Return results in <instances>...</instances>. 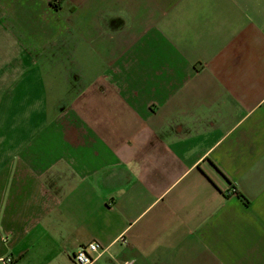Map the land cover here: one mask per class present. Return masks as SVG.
Wrapping results in <instances>:
<instances>
[{
  "label": "crops",
  "instance_id": "obj_1",
  "mask_svg": "<svg viewBox=\"0 0 264 264\" xmlns=\"http://www.w3.org/2000/svg\"><path fill=\"white\" fill-rule=\"evenodd\" d=\"M92 242L264 264V0H0V259Z\"/></svg>",
  "mask_w": 264,
  "mask_h": 264
},
{
  "label": "built area",
  "instance_id": "obj_2",
  "mask_svg": "<svg viewBox=\"0 0 264 264\" xmlns=\"http://www.w3.org/2000/svg\"><path fill=\"white\" fill-rule=\"evenodd\" d=\"M106 248H103L97 242L89 243L85 246H80L74 253L72 261L74 264H93L97 259H99ZM1 264H12V259L10 257L1 258ZM125 264H130L126 262Z\"/></svg>",
  "mask_w": 264,
  "mask_h": 264
}]
</instances>
